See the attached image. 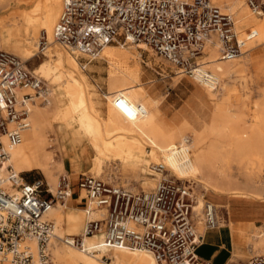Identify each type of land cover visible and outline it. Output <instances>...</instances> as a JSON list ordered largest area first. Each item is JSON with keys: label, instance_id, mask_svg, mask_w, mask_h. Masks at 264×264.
I'll return each mask as SVG.
<instances>
[{"label": "built area", "instance_id": "1", "mask_svg": "<svg viewBox=\"0 0 264 264\" xmlns=\"http://www.w3.org/2000/svg\"><path fill=\"white\" fill-rule=\"evenodd\" d=\"M260 16L263 0H244ZM234 10L214 0H61L53 40L75 55L82 69L95 61L107 45H143L172 65L179 74L217 89L218 76L202 58L213 48L218 60L233 61L256 40L253 28L236 30ZM52 48L39 36L36 54ZM101 90V88H99ZM47 81L29 69L19 56L0 50V165L9 159V148L19 145L30 127L31 108L50 98ZM128 115L143 112L118 98ZM190 137L165 151L151 164L153 186L141 181L96 177L79 173L74 183L61 175L52 190L45 178L28 180L10 164L0 172V264H51L54 242L101 253L110 261L115 249H141L155 264H215L198 253L202 231L220 226L218 207L198 193L189 179L178 178L171 159L186 162ZM87 200L88 218L77 234L57 233L49 216L57 204L64 206L74 185ZM99 235L98 248L88 249L85 239ZM36 244V254L30 242ZM239 264H264V254H253Z\"/></svg>", "mask_w": 264, "mask_h": 264}, {"label": "bare ground", "instance_id": "2", "mask_svg": "<svg viewBox=\"0 0 264 264\" xmlns=\"http://www.w3.org/2000/svg\"><path fill=\"white\" fill-rule=\"evenodd\" d=\"M218 1L224 7L235 11L237 16L236 30L241 21L244 22L251 18L247 22L249 23L251 20L256 21L263 18L264 11H262L260 16L252 14L253 16L246 18L245 15H240V1ZM32 2L33 0H0V14L21 5L30 6ZM60 8V0H44L42 4L31 11L16 9L13 12V15L20 17L24 27L18 29L16 25L0 27L1 38L6 43L13 44L18 52L22 51L18 45L19 43H17V41L22 39V33L29 36L35 43L37 42L33 51H22L26 59H24L25 62L32 61L37 55L38 38L44 33L48 43H51V49L55 51L56 58L65 63L67 74H75V76L70 77V82H65L66 84H64L65 105L63 107H55L53 110L43 108L42 106L51 104L49 98L44 105L36 103L31 108L30 127L23 133L22 142L8 149L9 159L2 166L0 165V172L2 173L7 164H10L18 173L39 170L45 175L46 182L53 190L59 179L57 173L64 165L63 163L55 164L54 154L48 150L51 147V142L47 132L52 127V124L59 122V125L64 123L72 126L78 125L79 134L87 138V144L81 152V157L84 161L90 162L91 152L96 154L92 160V173L97 177H99L103 167L110 162H118L124 165L123 167L130 165L144 169L148 175L150 165L161 161L165 151L174 146V141L172 137L166 135L155 124L148 108L141 102L145 84L140 81V57H131L127 49L129 47L124 45L116 46L120 47L119 49L114 48L113 45H107L102 49L96 60H100L104 55L110 65L107 69L108 75L105 82L112 113L109 124L98 119L95 103L87 89L86 79L78 68L80 67L83 72L87 73L92 63L87 64L86 68L82 69L77 57L53 40V28L58 19ZM41 30L42 32H40ZM132 46L139 49L144 47L143 45ZM207 53L208 51L202 61L210 62L207 63V67L218 76L219 86L217 89H212L203 84L201 85L209 89L208 91L213 96L218 97L220 88L225 93L229 85L226 80L232 76L231 62L218 60L214 51H210L208 55ZM132 63L135 64L134 67H132ZM33 72L36 73V71ZM47 84H49L48 81ZM118 98L125 100L134 107L140 106L143 112L128 115L116 103ZM32 109H34L33 114ZM52 111L53 118L50 120L48 112ZM216 117L225 120L224 115L219 113L216 114ZM260 121V124L257 123L244 131L238 130L234 126L220 127L212 125L210 136L222 137L226 135L230 140L226 142L212 139L209 147L203 149L201 148L202 142L199 139H191L188 160L181 162L171 159L170 161L171 169L178 178L189 179L191 182L196 181L204 185L203 187L208 192L223 201L221 208H225L229 215L227 227L229 236L232 239V247L243 259H246L248 251L251 254H264V225L258 226L254 223L250 225H235L233 223V215L235 213H232L234 206L230 203L231 200L228 201V204L224 202L225 199L242 198L246 199L247 204H251L252 201H258L260 206H262L260 209L264 208V175L258 170V168L264 167V115ZM148 148L151 150L147 151ZM234 164L237 166L238 175L231 171ZM149 177L151 179L141 178V183L153 186L155 179L151 176ZM143 187L148 188L147 185ZM206 198L208 197L206 196ZM213 203L219 207L215 202ZM236 209H238L240 215L245 210H252L251 212L254 215L255 208ZM95 215V212L87 213L85 211L84 214L83 211L76 212L72 210L65 213L63 207L59 204L55 205L49 212L50 218L57 222L54 221L59 235L79 233L85 221ZM57 224L61 226L60 230ZM221 225L215 231H218ZM209 232L214 231H202L203 240L200 247L205 244V235ZM100 244L101 237L99 235L85 239V246L88 249L98 248ZM30 247L36 254L34 241L30 242ZM52 248H54L55 264H155L152 256L141 249H115L109 254L110 261L106 262L101 259V253L92 254L86 250L54 242L51 246V255L53 252ZM136 254L142 256L137 257Z\"/></svg>", "mask_w": 264, "mask_h": 264}, {"label": "rangeland", "instance_id": "3", "mask_svg": "<svg viewBox=\"0 0 264 264\" xmlns=\"http://www.w3.org/2000/svg\"><path fill=\"white\" fill-rule=\"evenodd\" d=\"M216 1L218 4L222 5L220 1ZM237 1H240V15H245L246 18L251 16L252 14L245 2L243 0ZM43 2L44 0H33L30 6L21 5L1 13L0 27L14 25H16L17 29L24 27V23L21 22L20 17L18 15H13V12L16 9L31 11ZM248 20L244 22L241 21L237 26V31L242 32L245 29L253 28L257 31L256 40L250 45L249 51L244 55L236 60L228 61L231 62L232 76L226 80V82L229 83L226 92L224 93L222 88H220V95L218 97L213 96L208 91L209 89L198 84L195 80L178 74L177 70L172 65L154 55L150 50H143L132 45H126L129 47L127 49L131 57H140L141 60L140 81L145 84L141 102L148 108L154 122L167 133L166 135L170 134L168 136L172 137L174 145L182 142L185 137H190V140L195 138L199 139L202 142L201 148L207 149L212 139L226 142L230 140L226 135L222 137L210 136L212 125L220 127L234 126L238 130L244 131L246 128L261 123L260 120L264 115V13L263 18L259 20H251L247 23ZM17 43H19L18 45L21 47L22 51L34 50L35 41L31 40L30 37L24 33H22V39L17 41ZM116 46L119 45H113L114 48H120ZM261 47L262 49H260ZM1 49L12 52L23 60L25 59L24 52L16 51L13 44L6 43L1 38L0 30V50ZM210 51L216 52L213 48H210L208 53H210ZM26 64L29 69L36 71L35 74L43 76L49 83L47 86L50 89L49 97L51 104L42 107L50 108L51 110L55 109V107H63L65 105L64 84L70 82V77L75 76V74H67L65 63L56 58L55 51L52 49L45 55H36L32 61L26 62ZM109 66L106 57L103 55L100 60L92 62L87 73L83 72L80 67H78L81 74L86 79L88 92L95 103L96 116L107 124L110 123V116L112 113V109L109 105V93L105 82ZM134 66L135 64L132 63V67ZM99 88H101V90H99ZM37 103L39 102L37 101ZM33 110L34 109H32V114ZM217 113L224 115L225 120L216 117ZM48 115L51 120L53 118V111L50 113L48 112ZM77 126L78 125L72 126L68 123L59 125V122H55L47 132L51 142V147H49L48 150L54 154L55 164L63 163L64 165L57 173L58 177L61 175L76 177L78 173H90L94 175L92 173V160L96 154L91 152L90 162L83 160L81 152L86 147L87 138L79 134ZM64 148L68 151L70 158L65 156ZM149 150L151 149L148 148L147 151ZM123 166L124 165L118 162L107 163L106 166L103 167L99 177L119 178L120 181L127 182L133 179L141 181V172H138L134 167L127 166L123 168ZM258 170L264 175V167L261 169L258 168ZM231 171L235 175H238L236 164L232 166ZM24 176H26L28 180H33L35 178L46 179L45 175L39 170L25 172ZM148 176L151 175L148 173ZM189 184L193 185L194 189L199 194L204 193L210 199H215L217 202L220 201L214 194L208 192L206 188L203 187L204 185L196 181L189 182ZM142 185H147L148 187L152 186L151 184L145 183ZM74 191H77L76 184L74 185ZM229 200H231L230 203L236 208L243 210L247 208V206L243 205L247 204L246 199H225L224 203L228 204ZM252 203L258 204L259 202L252 201ZM216 204L219 206L218 214L220 224H227L229 218L227 210L221 208L222 204ZM255 212L256 208L254 209V216L256 215ZM244 220L250 219L244 218ZM246 223V225L252 224L251 221H247ZM254 224L258 226L264 225V219L256 220ZM58 226L61 228L60 225ZM63 228L66 229L65 227ZM214 243H219V241L216 240ZM52 251L51 264H55L54 248H52ZM234 253L237 257H242L235 251ZM136 255L137 257L142 256L139 254ZM251 255L253 254L248 251L246 259ZM210 260L213 261L212 259ZM222 260V257H219L218 260H214V262L221 264L220 262ZM241 261L242 260L235 258L233 264H239Z\"/></svg>", "mask_w": 264, "mask_h": 264}, {"label": "crops", "instance_id": "4", "mask_svg": "<svg viewBox=\"0 0 264 264\" xmlns=\"http://www.w3.org/2000/svg\"><path fill=\"white\" fill-rule=\"evenodd\" d=\"M263 11H264V8H263ZM36 43H35V46H36ZM260 49H262V47ZM158 127L165 134H167L160 126H158ZM168 135H170V134H168ZM64 151H65V156L68 157V158H70L69 153H68V151L65 148H64ZM131 167H134V166H131ZM123 168H125V167H123ZM134 168H136V170L138 172H141L140 173V178H149V179H151L147 175L146 170L140 169L138 167H134ZM77 175H76V177H77ZM67 177L69 178V180L72 183H74L75 180H76V177H70V176H67ZM208 199L210 201L212 200L213 202L218 203V204H222L223 203V201L220 200V199H219L220 200L219 201L220 203L217 202L215 199H210L209 197H208ZM243 205L244 206H247L248 208H251V209L256 208V212H255L256 215L255 216L253 215V213L251 212L252 210L251 211H248L247 210L248 212L245 210L243 212V214L240 215L238 213V209H236L235 207H233L232 208V213L233 214L235 213L234 214L235 216L233 215V223L235 225H246L247 224L246 223L247 221H251L252 223H254L256 220H263L264 219V208L260 209L262 206H260L259 203L258 204H253L251 202V204H243ZM62 207H63V211L65 213L67 211L72 210V211H76V212L83 211L84 214H85V211L84 210L87 207V200L84 198L83 194L79 192L78 189L75 192L74 191V188H73V193L67 199L65 205L62 206ZM238 214H239V216H238ZM240 218H243V219H240ZM244 218H249L250 220H244ZM227 226H228V224H222L221 225V228L218 231L209 232V233H207L205 235V244L198 248V253H199V255L201 257H203V258L205 257V259L206 258H210V259L213 260L212 262H214V260H218L219 257H222L223 260L220 262L221 264H233L232 262L235 261V258L244 261L243 257H237L235 255V253H234V248L232 247L233 246L232 245V239L229 236V231H228V227ZM59 230H60V227H59ZM216 240H218L219 243H214V241H216ZM215 264H217V263H215Z\"/></svg>", "mask_w": 264, "mask_h": 264}]
</instances>
